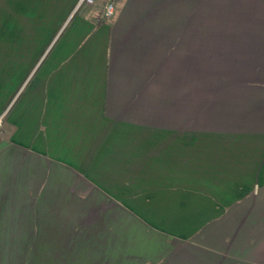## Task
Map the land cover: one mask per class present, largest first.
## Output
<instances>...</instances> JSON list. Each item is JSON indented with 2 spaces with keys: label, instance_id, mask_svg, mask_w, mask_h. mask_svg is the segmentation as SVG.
<instances>
[{
  "label": "crops",
  "instance_id": "0c3cea01",
  "mask_svg": "<svg viewBox=\"0 0 264 264\" xmlns=\"http://www.w3.org/2000/svg\"><path fill=\"white\" fill-rule=\"evenodd\" d=\"M0 0V264H264V0Z\"/></svg>",
  "mask_w": 264,
  "mask_h": 264
},
{
  "label": "built area",
  "instance_id": "2783aa9c",
  "mask_svg": "<svg viewBox=\"0 0 264 264\" xmlns=\"http://www.w3.org/2000/svg\"><path fill=\"white\" fill-rule=\"evenodd\" d=\"M88 2V3H92L94 0H79L78 1V5L81 4L82 2ZM117 0H105L104 2V5H103V17L104 18H109L113 15L114 13V7H115V2ZM2 117L3 116H0V124H1V121H2Z\"/></svg>",
  "mask_w": 264,
  "mask_h": 264
}]
</instances>
